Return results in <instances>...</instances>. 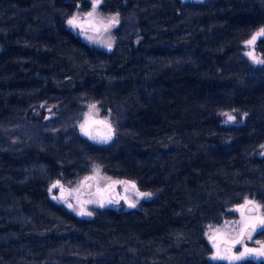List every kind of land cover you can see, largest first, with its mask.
I'll list each match as a JSON object with an SVG mask.
<instances>
[{
    "label": "trees",
    "instance_id": "1",
    "mask_svg": "<svg viewBox=\"0 0 264 264\" xmlns=\"http://www.w3.org/2000/svg\"><path fill=\"white\" fill-rule=\"evenodd\" d=\"M78 7L0 0V264H228L208 226L246 197L264 211V63L244 54L264 0H102L120 14L111 50L67 27ZM89 103L110 116L108 144L79 132ZM95 165L153 196L89 217L51 199L52 181Z\"/></svg>",
    "mask_w": 264,
    "mask_h": 264
},
{
    "label": "rangeland",
    "instance_id": "2",
    "mask_svg": "<svg viewBox=\"0 0 264 264\" xmlns=\"http://www.w3.org/2000/svg\"><path fill=\"white\" fill-rule=\"evenodd\" d=\"M89 1L90 7L87 10H82L78 7L66 19V25L75 34H77L80 38H82L89 44L106 50H111L117 40L115 31L120 24V14L118 12L103 13L100 9L102 1L100 0L94 17L89 18L87 14L92 11L93 0ZM182 1L201 2L204 0ZM73 16L77 17L81 22H85L84 30L79 27H73L68 24V20L71 19ZM111 17H117L119 22L115 24V26L110 27L107 31H105L103 24H106ZM89 19H92L94 21L95 28L86 22ZM262 28H264V26L260 29ZM260 29L254 32V34H256ZM251 37L248 40H250ZM140 38L141 37L139 35L134 38L136 44L140 41ZM261 38L264 37L258 38L255 41V44L251 47L247 45L246 42L248 40H246L244 42V54L246 55V53L252 51L259 60H264V56L257 49V42ZM109 44H111V48L108 47ZM246 56L255 65L263 64L256 63L248 55ZM224 113H229L232 115L235 114L233 111H226ZM223 122L225 124L237 123V121L227 122V117L225 115H223ZM81 125H84L90 135L95 136L96 139L90 138V135H85L84 132L81 131ZM96 126H103L105 128L106 134L104 136L109 134V126L111 127V138L108 139L107 142L103 141L102 138L104 136H99L94 132V128ZM78 129L81 135L97 144H108L114 139L116 135V131L110 119V116L102 114L100 108L95 103H89L87 105L82 120L78 124ZM57 182H59L58 186L56 188H53L52 185L56 184ZM121 182H127V184ZM133 183L135 184V189L131 187ZM126 187L127 191L125 190ZM48 191L51 199L54 200L56 203L66 207L67 209L71 210L79 216L85 217L92 216L93 209L96 207H111L119 209L123 206L130 208V204H135V207H137L143 199H148L153 196V193L151 191L142 190L135 180L105 174L102 172L101 168L98 165L93 166L88 174L84 175L75 183H68L61 179H56L52 181L48 187ZM137 191L141 193H151V195L139 196L137 195ZM61 192H64V196L60 195ZM113 195H115V197ZM122 197H126V199ZM246 200L252 201L253 203L248 204L246 207H242L245 205ZM69 204L72 207H69ZM256 206H259L258 210ZM232 209L237 214L234 219L225 220L222 224L219 225H209L206 229V237L212 247V253L210 254V258L213 259V257L216 256L225 257L223 259L217 258L213 260L225 261L228 264L238 263L247 259L255 261H264V256L257 255H249L240 260L232 259V257L239 256L240 253L244 251L245 247L255 250L259 249L261 245L264 244V241L255 238L256 232L259 230V228L252 233L251 240L245 237L242 243H234V241L239 238V232L246 217L264 216V211L262 209L261 204L254 198L246 197L243 202L233 206ZM81 210H83L85 213H91V215H81ZM210 237H212V239H210Z\"/></svg>",
    "mask_w": 264,
    "mask_h": 264
},
{
    "label": "snow or ice",
    "instance_id": "3",
    "mask_svg": "<svg viewBox=\"0 0 264 264\" xmlns=\"http://www.w3.org/2000/svg\"><path fill=\"white\" fill-rule=\"evenodd\" d=\"M99 3H100V0H93L92 11L87 14V16L89 18H93L94 17V14L96 13V9H97ZM86 22L89 23L90 25H92L95 28V24H94V21L92 19H89ZM118 22L119 21H118L117 17H111L107 21L106 24H103L104 30L107 31L110 27L115 26V24H117ZM84 23L85 22H81L75 16H73L71 19L68 20V24L69 25H71L73 27H79L82 30H84ZM96 30H98V29H96ZM260 37H264V28L260 29L256 34H254L251 37V39L246 42L247 45L250 46V47L253 46L255 44V41L258 38H260ZM108 47L111 48V44H109ZM246 55H248L256 63H264V60H259L254 55V53L252 51H249L248 53H246ZM92 107H94V106H92ZM223 115H225L227 117V122H231V121L235 120V117L232 116L229 113H224ZM81 131L84 132L85 135H90V133L86 130L84 125H81ZM111 131H112L111 127L109 126V134L102 138L104 142H107V140L111 138ZM90 138L96 139L95 136H91V135H90ZM86 179H88V178H86ZM121 183L127 184V182H121ZM58 184H59V182H57L56 184H53L52 187L56 188L58 186ZM131 187L133 189H135V184L133 183L131 185ZM125 190L127 191V187H126ZM137 195H139V196H150L151 193H141V192L137 191ZM122 198L126 199V197H122ZM251 203H253V202L246 200L245 201V205L242 206V207H246L248 204H251ZM129 206L130 207H135V204H130ZM69 207H72V206L69 204ZM258 207L259 206H256L257 210H258ZM80 214L81 215H85V214L91 215V213H85L83 210H81ZM242 216H243V212H242ZM258 228L261 229L262 231H264V216L246 217L245 221H244V223H243V225L241 227V230L239 232V238L236 239L234 241V243H242V241H243V239L245 237L247 239L251 240L252 239V233L255 232ZM210 239H212V237H210ZM249 255L264 256V244H262L259 249H255V250L245 247L244 251L241 252L239 256L232 257V259L240 260V259H243L246 256H249ZM217 258L223 259L225 257H220V256L213 257V259H217Z\"/></svg>",
    "mask_w": 264,
    "mask_h": 264
},
{
    "label": "water",
    "instance_id": "4",
    "mask_svg": "<svg viewBox=\"0 0 264 264\" xmlns=\"http://www.w3.org/2000/svg\"><path fill=\"white\" fill-rule=\"evenodd\" d=\"M232 115V114H231ZM235 117V115H232ZM94 132L99 136H104L106 134V130L103 126H96L94 128ZM61 196H64V192L60 193ZM115 197V195H113Z\"/></svg>",
    "mask_w": 264,
    "mask_h": 264
}]
</instances>
